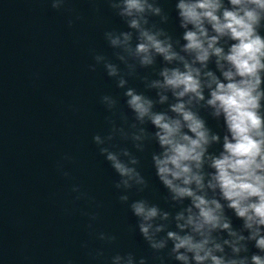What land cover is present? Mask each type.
<instances>
[{"label": "clouds", "instance_id": "obj_1", "mask_svg": "<svg viewBox=\"0 0 264 264\" xmlns=\"http://www.w3.org/2000/svg\"><path fill=\"white\" fill-rule=\"evenodd\" d=\"M50 3L61 11L67 0ZM106 3L126 30H106L111 58L92 50L88 68L103 67L128 111L119 97L101 95L108 129L92 141L118 177V199L136 218L152 259L165 264L166 252L177 264H264V0H175L179 38L164 27L170 17L160 0ZM202 111L222 122V135ZM153 143L151 163L167 191V209L148 198L130 201L133 190L149 188L138 154ZM70 160L65 154L57 163L65 177L63 161ZM71 191L76 200L91 199L79 185ZM85 215L91 229L98 213ZM96 235L108 245L117 240ZM103 255L97 250L93 259ZM111 264L148 259L118 252Z\"/></svg>", "mask_w": 264, "mask_h": 264}, {"label": "water", "instance_id": "obj_2", "mask_svg": "<svg viewBox=\"0 0 264 264\" xmlns=\"http://www.w3.org/2000/svg\"><path fill=\"white\" fill-rule=\"evenodd\" d=\"M160 3L170 17L164 27L179 38L175 0ZM112 28L126 25L106 0H67L61 11L52 9L50 0H0V264H111L118 252L159 264L136 229V218L118 199V177L92 141L108 129L110 113L99 102L101 95L119 97L120 109L128 111L122 90L103 67L88 68L92 50L111 58L103 33ZM130 84L144 90L139 80ZM201 114L223 134L222 122ZM152 151H158L154 143L138 154L149 188L133 190L130 201L148 198L167 209ZM65 154L72 157L63 161L68 177L57 168ZM73 185L91 199L76 200ZM85 213H98L91 229ZM240 223L233 217L234 227ZM99 232L115 234L116 242L105 244L97 239ZM97 250L104 255L93 259ZM162 255L165 264H177Z\"/></svg>", "mask_w": 264, "mask_h": 264}]
</instances>
